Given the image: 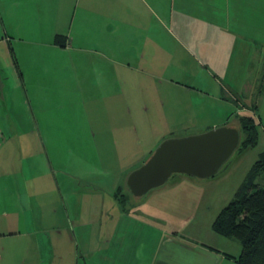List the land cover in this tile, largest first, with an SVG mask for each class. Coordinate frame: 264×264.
<instances>
[{
  "label": "rangeland",
  "instance_id": "1",
  "mask_svg": "<svg viewBox=\"0 0 264 264\" xmlns=\"http://www.w3.org/2000/svg\"><path fill=\"white\" fill-rule=\"evenodd\" d=\"M168 5L158 15L154 12L155 19L148 15L143 92L136 78L129 85L131 91L129 87L105 91L98 86L94 92L88 91L89 82L80 87L75 73L92 69V63L81 64L72 57L67 60V55H41L44 47H36L38 55H17L20 80L10 55L0 61L6 74L12 69L16 77L11 79L10 104L0 107V183L8 182L15 171L16 178L31 182L34 196L48 205V218L54 217V223L47 225L52 227L44 233L67 264L79 262L78 254L85 256L87 264L104 258L95 250L106 242L121 245L124 241L140 253L144 241L139 230H145L148 262L158 254L167 259L164 246L192 248L180 250L181 255L192 258L197 256L195 250L208 251L216 257L215 264H234L233 258L240 253L236 237L219 236L211 225L264 151V79L260 80L264 72V1L263 27L256 42L262 49L260 55L250 53L241 41L223 40L218 46L206 43L202 24L183 21L181 12ZM171 82L182 90L174 92ZM164 87H170V97H175L171 105L164 98ZM95 96L102 97L103 104L86 107L80 103ZM234 98L247 107L256 102L252 117L258 126L252 147L233 153L210 178L173 174L141 198L127 193V174L161 141L234 123L238 112ZM18 151L22 152L20 158ZM255 180L260 184L262 179ZM5 188L9 190L8 183ZM117 189L125 196L123 209L114 200ZM122 213L128 214V220ZM112 234H117L113 240ZM79 245L84 250L87 246V251Z\"/></svg>",
  "mask_w": 264,
  "mask_h": 264
},
{
  "label": "crops",
  "instance_id": "2",
  "mask_svg": "<svg viewBox=\"0 0 264 264\" xmlns=\"http://www.w3.org/2000/svg\"><path fill=\"white\" fill-rule=\"evenodd\" d=\"M263 1L0 0V61L10 55L14 72L20 80L22 72L17 55H38L36 47H44L45 51L41 55H67V60L72 57L81 64L92 63V69L84 72L79 69L78 74L75 73L80 87L89 82L85 86L88 91H93L94 86L105 91L126 88L132 82L134 85L136 78V85L143 92L149 14L155 19V14L163 11L167 4L174 5L175 10L181 12L179 15L183 21L202 24L206 43L218 46L223 40L229 43L241 41L249 46L250 53L260 55L262 49H258L260 45L257 46L256 42L263 27ZM230 61L235 60L230 58ZM1 65L0 62V107L5 109L10 104L11 79L16 77L12 69L6 74ZM104 65L107 66L106 69L102 68ZM169 84L173 86L174 92L176 89L182 90V87L172 85L176 84L174 82ZM129 88L131 91L133 87ZM165 90L167 94L164 98L171 105L175 97H170V87H164ZM25 92L27 95V90ZM102 100V97H86L80 103L86 107H95L103 104ZM28 107L32 111L30 103ZM0 134L1 139L3 134ZM21 154L18 151L19 158ZM15 174L18 177V172L15 171L8 182L0 183V264H67L66 259L58 255L55 245H50L47 233H44L52 227L47 225L54 223V217L48 218V205L42 203L40 197L34 196L31 182L16 178ZM6 183L9 184V190L3 189ZM40 205L43 209L35 210ZM51 214H54V210ZM125 214L122 213L121 217L128 220V214ZM129 220L134 219L130 216ZM56 223H60V220ZM67 225L69 233V218ZM137 233L145 244V230ZM116 235L112 234L110 239L113 240ZM144 244L140 253L138 250L133 252L131 246L124 244V241L121 245L108 242L105 245L98 244L95 251L103 253L104 258L94 259L88 264H215L217 260L208 251H198L195 248L196 258L181 255L180 250L192 249L183 245L174 248L164 246L169 254L166 257L168 260L158 254L152 262H148L145 260ZM78 247L87 251V246L85 250L84 245ZM78 256L80 260L75 261V264H87L84 255Z\"/></svg>",
  "mask_w": 264,
  "mask_h": 264
},
{
  "label": "trees",
  "instance_id": "3",
  "mask_svg": "<svg viewBox=\"0 0 264 264\" xmlns=\"http://www.w3.org/2000/svg\"><path fill=\"white\" fill-rule=\"evenodd\" d=\"M263 79L264 72L260 77V80ZM259 90L258 86V93ZM232 100L237 104L238 112L234 116L235 122L229 126L235 127L240 133L236 152L255 144L258 123L252 117L256 102L247 107L236 98ZM256 178L262 179L260 184L255 182ZM114 200L123 209L125 196L120 189L115 192ZM211 229L219 236L238 239L241 249L239 255L233 258L234 264H264V151L258 154L234 198L218 213Z\"/></svg>",
  "mask_w": 264,
  "mask_h": 264
},
{
  "label": "water",
  "instance_id": "4",
  "mask_svg": "<svg viewBox=\"0 0 264 264\" xmlns=\"http://www.w3.org/2000/svg\"><path fill=\"white\" fill-rule=\"evenodd\" d=\"M239 141V131L229 125L196 135L167 138L127 174L125 188L132 198L138 199L162 186L173 174L210 178L221 170L238 148Z\"/></svg>",
  "mask_w": 264,
  "mask_h": 264
}]
</instances>
